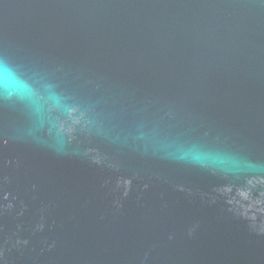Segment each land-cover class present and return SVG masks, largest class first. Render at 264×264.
<instances>
[{"label": "water", "instance_id": "water-1", "mask_svg": "<svg viewBox=\"0 0 264 264\" xmlns=\"http://www.w3.org/2000/svg\"><path fill=\"white\" fill-rule=\"evenodd\" d=\"M0 264H264V0H0Z\"/></svg>", "mask_w": 264, "mask_h": 264}]
</instances>
